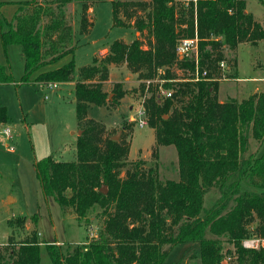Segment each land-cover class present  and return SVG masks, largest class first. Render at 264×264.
<instances>
[{
  "label": "trees",
  "instance_id": "trees-1",
  "mask_svg": "<svg viewBox=\"0 0 264 264\" xmlns=\"http://www.w3.org/2000/svg\"><path fill=\"white\" fill-rule=\"evenodd\" d=\"M70 1L26 0L5 18L0 0V42L4 47L19 44L23 50L20 82L32 74L45 85L73 80V57L41 70L73 53L72 26L64 11ZM78 1L79 31L86 33L92 24L87 8L103 0ZM109 1L113 26L131 27L139 36L112 40L105 53L80 67L73 87L82 129L75 158L55 160L49 155L34 162L45 196H52L63 212L71 210L79 224H88L98 208L102 224L96 235L66 253L54 242L38 240L33 230L21 241L4 245L0 264L8 263L6 256L10 264H38L41 244L52 264H162L182 242L199 243L201 264H221L220 237L234 248L228 264H264L263 246L243 244L250 237L264 239V149L258 155L248 151L250 138L264 140V91L241 100L221 101L217 95L219 62L228 65L230 59L224 48L235 52L243 42L264 43V24L245 10L246 0ZM194 36L196 58L179 57L178 40ZM111 64H125L142 89L149 81L151 95L144 107L155 135L152 153L157 154L159 145H173L178 178L162 180L156 163L127 160L128 144L103 137L104 125L87 116L91 106H117L125 93L119 82L111 98L103 88ZM10 81L0 64V82ZM159 86L171 95H157ZM7 120L6 107L0 106V123ZM212 188L219 198L207 208L204 195ZM15 221L22 224L24 219Z\"/></svg>",
  "mask_w": 264,
  "mask_h": 264
},
{
  "label": "rangeland",
  "instance_id": "rangeland-1",
  "mask_svg": "<svg viewBox=\"0 0 264 264\" xmlns=\"http://www.w3.org/2000/svg\"><path fill=\"white\" fill-rule=\"evenodd\" d=\"M2 1H4L2 16L10 18L18 4L26 0ZM245 10L264 24V3L246 0ZM64 11L72 26V41L75 48L72 55H65L56 62L42 67L41 70L60 66L73 57L75 79L80 67L90 63L92 57L99 54L97 52H106L104 48L112 40L123 38L130 41L139 36V32L131 27L113 26L109 0L95 2L87 8L92 24L86 33L79 31L82 13L80 2L78 0L68 2L64 6ZM224 54L230 61L228 60L229 66L227 65L225 69V77L218 81L219 100L225 101L230 98L241 100L254 92L264 91L262 40L255 44L240 43L235 52L224 48ZM233 56L236 60H232ZM0 64L13 80L0 82V106L6 107L8 115L7 122L0 123V252H4V245L7 242L17 243L34 230L38 240L54 242L58 250L66 253L75 244L85 242L91 235L97 234L102 224L101 217L96 215L99 209L91 212L92 217L88 224H79L71 210L63 212L62 207L52 196H45L42 193L34 170V162L49 155L55 160L69 161L75 158L76 137L82 129L76 117L73 85L69 82H58L56 88H47L45 84L43 86L42 83L35 81L36 74L30 75L27 82H20L24 73V55L19 44H8L4 47L0 42ZM116 82L125 90L119 104L92 106L88 110V117L104 125L103 137L111 138L119 132L115 141L122 139L128 144L127 160L142 159L145 166H153L156 163L162 180L178 178L175 147L159 145L156 148L157 154L153 155L156 147L154 130L148 122L140 127L136 121L137 110L144 109L147 115L144 102L151 95L148 89L149 81L144 82L142 89L137 75L130 73L127 67L124 65L111 67L110 77L103 83L109 98L113 95L111 90ZM158 93L159 88L157 95ZM6 126L11 129L10 136H6L2 131ZM263 149L264 140L250 138L249 152L258 155ZM218 198L219 193L215 188L208 190L204 195V206L211 207ZM16 217L24 219L22 222L24 225L15 221ZM255 223L256 221L252 225ZM220 239L224 251L221 264H228L232 257L230 252L234 248L225 237ZM6 261L10 264L8 256ZM38 264H52L44 244L40 245ZM162 264H201L199 243L182 242L174 245Z\"/></svg>",
  "mask_w": 264,
  "mask_h": 264
},
{
  "label": "built area",
  "instance_id": "built-area-1",
  "mask_svg": "<svg viewBox=\"0 0 264 264\" xmlns=\"http://www.w3.org/2000/svg\"><path fill=\"white\" fill-rule=\"evenodd\" d=\"M176 53L179 57L191 56V57L196 58L197 56V37L194 36L192 38H184V39L178 40L177 45H176ZM219 67L222 72L221 78L225 77V69L227 68L225 61L221 60L219 62ZM202 74H205V71H203ZM196 78H198L197 71H196ZM55 84L56 83L49 84V85H55ZM159 89H160V93L158 95H163V96L171 95L170 90H165L161 86H159ZM136 112L138 114V118L136 119V121L138 122V125L140 127H143L144 125L147 124L145 111L144 109H139ZM2 131L6 136H10L11 129L8 126L4 127ZM243 244L246 247H259L260 245L264 247V239L250 237L244 240Z\"/></svg>",
  "mask_w": 264,
  "mask_h": 264
},
{
  "label": "crops",
  "instance_id": "crops-1",
  "mask_svg": "<svg viewBox=\"0 0 264 264\" xmlns=\"http://www.w3.org/2000/svg\"><path fill=\"white\" fill-rule=\"evenodd\" d=\"M6 2L7 1H15V0H5ZM6 5V4H5ZM3 7H4V5L1 7V9H3ZM13 8H14V6H13ZM2 11V10H1ZM13 12V11H12ZM9 16V15H8ZM7 15H6V17H8ZM108 49V46L106 47V48H104V50H107ZM103 50V49H102ZM100 51H101V49H100ZM97 53H105V52H97ZM97 53H94V54H97ZM122 65H124L125 66V64H122ZM119 66H121V65H119ZM111 67H117V66H115V65H113V64H111L110 66H109V77H110V73H111ZM126 67V66H125ZM131 73V72H130ZM78 78V76L75 78V79H73V80H71V81H66V82H69V84L70 85H73V87H74V81L76 80ZM108 81V80H107ZM41 84V83H40ZM43 85V84H42ZM44 86V85H43ZM46 87L47 88H52V87H54V88H56L57 87V84H55V85H46ZM74 92V91H73ZM45 97H46V95H45ZM75 100V99H74ZM222 101V100H221ZM92 107V106H91ZM90 107V108H91ZM88 116V115H87ZM71 133H73V134H77L75 131H71Z\"/></svg>",
  "mask_w": 264,
  "mask_h": 264
},
{
  "label": "water",
  "instance_id": "water-1",
  "mask_svg": "<svg viewBox=\"0 0 264 264\" xmlns=\"http://www.w3.org/2000/svg\"><path fill=\"white\" fill-rule=\"evenodd\" d=\"M119 132H116L114 135L111 136V139L116 140L118 138ZM102 191H105V188H101Z\"/></svg>",
  "mask_w": 264,
  "mask_h": 264
}]
</instances>
